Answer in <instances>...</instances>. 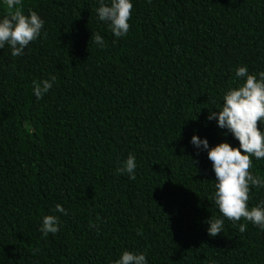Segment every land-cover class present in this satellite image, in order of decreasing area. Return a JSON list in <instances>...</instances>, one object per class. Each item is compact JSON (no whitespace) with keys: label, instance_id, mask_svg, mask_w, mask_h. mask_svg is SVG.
<instances>
[{"label":"trees","instance_id":"1","mask_svg":"<svg viewBox=\"0 0 264 264\" xmlns=\"http://www.w3.org/2000/svg\"><path fill=\"white\" fill-rule=\"evenodd\" d=\"M98 6L22 0L42 34L23 56L0 50V264H113L125 250L148 264H264V232L252 224L240 233L226 220L207 234L219 215L215 174L190 143L238 147L207 116L237 67L264 71V0H133L124 38L98 21ZM7 11L0 3V17ZM130 154L134 180L117 172ZM249 171L264 179V160ZM260 200L253 188L249 207ZM56 204L67 215L44 236Z\"/></svg>","mask_w":264,"mask_h":264},{"label":"clouds","instance_id":"2","mask_svg":"<svg viewBox=\"0 0 264 264\" xmlns=\"http://www.w3.org/2000/svg\"><path fill=\"white\" fill-rule=\"evenodd\" d=\"M0 3L8 10L0 17V50L7 47L13 57L23 56L30 43L40 38L44 20L32 10L25 15L22 0H0ZM132 9L133 0H99L95 12L98 21L107 25L114 37L124 38L130 30ZM91 41L104 46V38L99 33H92ZM235 79L236 86L223 92L207 121H215L219 129L226 130L225 134H231L238 141V147L227 142L210 147L206 138L197 135L190 140L195 149L207 152L215 174L210 199L219 215L205 221L207 234L213 238L225 231L226 220L240 233L247 230L249 223L264 232V200L253 207L248 205L251 190L264 189V179L249 171L253 159L264 160V71L250 73L247 66H240L235 70ZM55 82V76L41 80L33 88L34 96L42 99ZM136 169L135 156L130 154L117 172L134 180ZM52 211V215L42 218L39 231L44 236L57 234L61 229L60 215H67L61 204H56ZM90 227L97 225L90 224ZM113 264H148V259L146 253L125 250Z\"/></svg>","mask_w":264,"mask_h":264}]
</instances>
